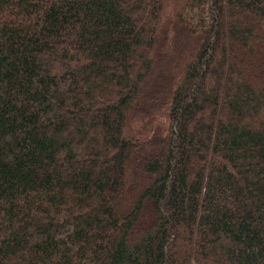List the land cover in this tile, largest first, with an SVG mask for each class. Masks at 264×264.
I'll use <instances>...</instances> for the list:
<instances>
[{"label":"trees","instance_id":"obj_1","mask_svg":"<svg viewBox=\"0 0 264 264\" xmlns=\"http://www.w3.org/2000/svg\"><path fill=\"white\" fill-rule=\"evenodd\" d=\"M0 264H264V0H0Z\"/></svg>","mask_w":264,"mask_h":264},{"label":"rangeland","instance_id":"obj_2","mask_svg":"<svg viewBox=\"0 0 264 264\" xmlns=\"http://www.w3.org/2000/svg\"><path fill=\"white\" fill-rule=\"evenodd\" d=\"M130 132V131H129Z\"/></svg>","mask_w":264,"mask_h":264}]
</instances>
